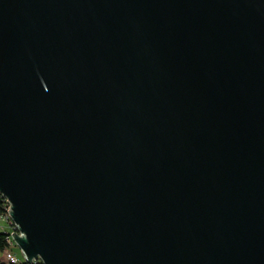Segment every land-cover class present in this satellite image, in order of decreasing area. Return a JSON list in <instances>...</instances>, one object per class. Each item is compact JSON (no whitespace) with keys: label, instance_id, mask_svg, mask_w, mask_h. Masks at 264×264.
Returning <instances> with one entry per match:
<instances>
[{"label":"water","instance_id":"1","mask_svg":"<svg viewBox=\"0 0 264 264\" xmlns=\"http://www.w3.org/2000/svg\"><path fill=\"white\" fill-rule=\"evenodd\" d=\"M0 194L28 264H264V0H0Z\"/></svg>","mask_w":264,"mask_h":264},{"label":"built area","instance_id":"2","mask_svg":"<svg viewBox=\"0 0 264 264\" xmlns=\"http://www.w3.org/2000/svg\"><path fill=\"white\" fill-rule=\"evenodd\" d=\"M1 196L3 197V195H1ZM3 199L5 200V207H4V212L2 214H0V231H7L9 233L8 234V244H9L10 248L1 254L0 259L3 262L8 263V264H18L21 262V260H19L17 254L15 252V249L18 247H17V244H16L13 236H14V234H19L21 236V234L17 230V226L15 225V223L13 222V220L11 218V215H10L11 204L8 202V200L5 197H3ZM23 261H25V258L23 259ZM37 261H40V260H37ZM37 261H35V262H37Z\"/></svg>","mask_w":264,"mask_h":264},{"label":"trees","instance_id":"3","mask_svg":"<svg viewBox=\"0 0 264 264\" xmlns=\"http://www.w3.org/2000/svg\"><path fill=\"white\" fill-rule=\"evenodd\" d=\"M4 207H5V200L0 195V214L4 212ZM8 234L9 233L7 231H0V256L2 253H4L6 250L10 248L8 244ZM0 264H8V263H5L0 259ZM18 264H28V263L22 260ZM33 264H42V263L40 261H37Z\"/></svg>","mask_w":264,"mask_h":264},{"label":"rangeland","instance_id":"4","mask_svg":"<svg viewBox=\"0 0 264 264\" xmlns=\"http://www.w3.org/2000/svg\"><path fill=\"white\" fill-rule=\"evenodd\" d=\"M15 252H16V254H17L19 260L22 261V260L24 259L23 254H22V251H21L19 248H16V249H15Z\"/></svg>","mask_w":264,"mask_h":264}]
</instances>
